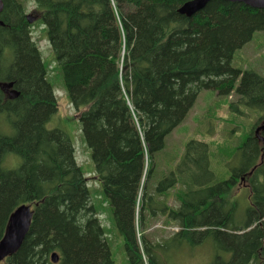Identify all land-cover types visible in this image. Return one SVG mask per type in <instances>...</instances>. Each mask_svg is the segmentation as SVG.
<instances>
[{
  "label": "trees",
  "instance_id": "trees-1",
  "mask_svg": "<svg viewBox=\"0 0 264 264\" xmlns=\"http://www.w3.org/2000/svg\"><path fill=\"white\" fill-rule=\"evenodd\" d=\"M33 1L129 264H163L169 243L207 240L210 264H264V77L231 66L264 31V8L212 0L186 17L178 8L188 0ZM2 2L0 82H13L19 97L0 87V239L15 208L32 205L33 215L20 249L0 264H53L54 251L56 264H114L71 139L46 128L57 99L23 3ZM203 90L234 93L228 108L238 116L241 107L258 112L230 153L219 148L239 166L216 182L208 144L191 140L156 176V154ZM8 154L21 159L17 168H2ZM241 179L246 193L232 197ZM177 184L180 205L169 206L162 198ZM158 216L179 228L164 246L146 234Z\"/></svg>",
  "mask_w": 264,
  "mask_h": 264
},
{
  "label": "rangeland",
  "instance_id": "rangeland-1",
  "mask_svg": "<svg viewBox=\"0 0 264 264\" xmlns=\"http://www.w3.org/2000/svg\"><path fill=\"white\" fill-rule=\"evenodd\" d=\"M23 3L25 14L36 13V5L33 0H20ZM31 37L36 44L41 60L46 68V78L52 85L53 94L57 99V111L46 123L47 129H61L71 139L74 147L76 164L81 168L84 177L88 179L91 205L98 214V218L105 230V236L110 248L114 264H129L123 239L119 235L114 224L112 225V212L107 197L103 194L101 184L95 179V167L90 149L84 138L81 124L76 119V111L71 103L64 87L62 76L57 67V62L51 45L47 39L46 26L39 17L31 23ZM231 66L241 71L252 69L264 77V31L254 33L252 39L242 48L238 49L231 60ZM239 78L236 81V85ZM6 89L3 90L5 95ZM234 93L218 95L216 91H201L180 125H178L165 138L164 149L156 154V176L167 174L174 164H177L186 143L191 140L203 141L208 144L210 151V171L215 179L222 181L230 174L231 169L239 166L236 158L230 157L228 152H220L223 148L232 151V146L241 141L250 126L256 121L258 112L247 107H241L242 114L236 115L228 108V104L235 102ZM219 148L221 149L219 151ZM172 161L171 163H168ZM21 163L18 156L8 154L5 157L2 168L12 170ZM155 182V180H153ZM180 185L170 189L166 198H162L169 206L180 205L176 198ZM247 190V182L243 181L234 186L232 197H242ZM245 208V202L241 201L240 209ZM111 220V221H110ZM112 222V223H111ZM177 232V225L167 221L164 216L149 220L146 234L151 241L166 244V240L172 238ZM107 233V234H106ZM162 254L163 264H210L215 256L214 246L210 240L197 246H182L174 249L172 246Z\"/></svg>",
  "mask_w": 264,
  "mask_h": 264
},
{
  "label": "water",
  "instance_id": "water-1",
  "mask_svg": "<svg viewBox=\"0 0 264 264\" xmlns=\"http://www.w3.org/2000/svg\"><path fill=\"white\" fill-rule=\"evenodd\" d=\"M212 0H188L179 8L178 13L186 17H191L202 10ZM231 3H239L255 9L264 8V0H222ZM3 9V2L0 0V12ZM26 20L31 24L38 16L32 13L26 14ZM6 86V85H4ZM12 83H9V87ZM12 92V93H11ZM10 92V97L15 98L17 91ZM33 210L31 205L22 204L15 208L8 217L5 229L0 239V262L7 257L14 255L21 247L31 224ZM50 260L53 264L58 263L59 255L57 252L50 254Z\"/></svg>",
  "mask_w": 264,
  "mask_h": 264
},
{
  "label": "flooded vegetation",
  "instance_id": "flooded-vegetation-1",
  "mask_svg": "<svg viewBox=\"0 0 264 264\" xmlns=\"http://www.w3.org/2000/svg\"><path fill=\"white\" fill-rule=\"evenodd\" d=\"M13 83V82H12ZM3 85V83H1L0 82V87ZM6 90H7V92H6V94H7V96L9 97L10 96V92L11 91H13V90H16L17 91V96L15 97V98H17V97H19V92H18V90L15 88V85L14 84H12V86L11 87H9V85H7L6 86ZM12 93V92H11ZM10 98V97H9ZM245 182L246 180H244V179H241V182Z\"/></svg>",
  "mask_w": 264,
  "mask_h": 264
}]
</instances>
